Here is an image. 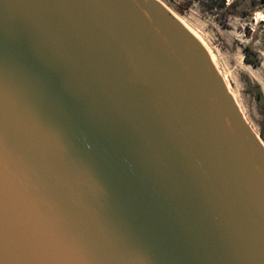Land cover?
Returning <instances> with one entry per match:
<instances>
[{
    "label": "water",
    "instance_id": "95a60500",
    "mask_svg": "<svg viewBox=\"0 0 264 264\" xmlns=\"http://www.w3.org/2000/svg\"><path fill=\"white\" fill-rule=\"evenodd\" d=\"M0 264H264V141L158 0H0Z\"/></svg>",
    "mask_w": 264,
    "mask_h": 264
},
{
    "label": "rangeland",
    "instance_id": "374dc122",
    "mask_svg": "<svg viewBox=\"0 0 264 264\" xmlns=\"http://www.w3.org/2000/svg\"><path fill=\"white\" fill-rule=\"evenodd\" d=\"M161 1L203 38L246 120L261 137L264 112L256 86L264 95V0Z\"/></svg>",
    "mask_w": 264,
    "mask_h": 264
},
{
    "label": "trees",
    "instance_id": "16d2710c",
    "mask_svg": "<svg viewBox=\"0 0 264 264\" xmlns=\"http://www.w3.org/2000/svg\"><path fill=\"white\" fill-rule=\"evenodd\" d=\"M256 90H257V99L258 101L261 103L262 107H263V112H264V95L262 93V91L260 90L259 86H256ZM261 137L264 140V130L261 132Z\"/></svg>",
    "mask_w": 264,
    "mask_h": 264
},
{
    "label": "bare ground",
    "instance_id": "6f19581e",
    "mask_svg": "<svg viewBox=\"0 0 264 264\" xmlns=\"http://www.w3.org/2000/svg\"><path fill=\"white\" fill-rule=\"evenodd\" d=\"M158 1H160L167 9H169V11H171L180 21H182L188 28H190L193 32H195L191 27H189L186 23H185V21H183V19H181L178 15H176L172 10H170V8H168L161 0H158ZM196 33V32H195ZM199 37H200V39L202 40V42H203V44L205 45V47L207 48V50L209 51V49H208V47H207V45H206V43H205V41L203 40V38L198 34V33H196ZM210 53V52H209ZM210 55H211V53H210ZM211 57H212V55H211ZM212 60H213V57H212ZM213 62H214V60H213ZM215 63V62H214Z\"/></svg>",
    "mask_w": 264,
    "mask_h": 264
}]
</instances>
